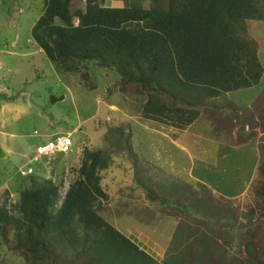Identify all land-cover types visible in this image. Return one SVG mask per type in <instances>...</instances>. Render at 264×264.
I'll return each mask as SVG.
<instances>
[{"label": "rangeland", "instance_id": "374dc122", "mask_svg": "<svg viewBox=\"0 0 264 264\" xmlns=\"http://www.w3.org/2000/svg\"><path fill=\"white\" fill-rule=\"evenodd\" d=\"M42 11V0H0V103L20 108L0 116V206L49 180L64 195L85 155L100 150L110 160L100 211L128 238L136 229L153 247L164 245L158 264H264V22L247 23L263 67L259 84L208 101L199 129L186 135L142 119L114 71L88 62L84 79V67L64 74L49 62L30 37ZM73 129L65 168L62 154L47 165L33 160L39 143ZM54 165L56 176L48 173ZM29 168L34 174L24 176Z\"/></svg>", "mask_w": 264, "mask_h": 264}, {"label": "trees", "instance_id": "16d2710c", "mask_svg": "<svg viewBox=\"0 0 264 264\" xmlns=\"http://www.w3.org/2000/svg\"><path fill=\"white\" fill-rule=\"evenodd\" d=\"M83 1L81 9L72 0H42L32 42L64 74L84 67L87 79L88 62L114 71L144 120L198 130L208 101L262 78L247 23L264 22V0ZM109 166L102 151H89L62 199L49 180L20 191L13 205L4 202L0 264H7L2 254L21 264H158L100 211Z\"/></svg>", "mask_w": 264, "mask_h": 264}, {"label": "crops", "instance_id": "0c3cea01", "mask_svg": "<svg viewBox=\"0 0 264 264\" xmlns=\"http://www.w3.org/2000/svg\"><path fill=\"white\" fill-rule=\"evenodd\" d=\"M111 1V6L112 7H122L123 5H124V3H125V1L124 0H110ZM130 1H132V0H130ZM121 5V6H120ZM33 68V67H32ZM30 69H31V67H30ZM27 78V77H26ZM36 79V78H35ZM6 104H10V105H6ZM5 112H7V113H11V114H13V115H15V116H17V115H19V112H20V108H19V106H15V105H13L12 103H11V100H7L5 103H3V102H1L0 103V116H5L4 115V113ZM7 119L8 118H6L5 117V120L7 121ZM190 127H188L187 129H189ZM171 129H173L172 127H171ZM187 129L186 130H179L180 132H182V133H185L186 135H189V133H187V132H189V131H187ZM175 130V129H174ZM74 132H76V129H73L71 132H67L66 134H72V133H74ZM11 136H13V135H11ZM56 136V135H55ZM52 137H54V136H52ZM51 137V138H52ZM51 138H49V139H51ZM49 139H47V140H45V141H43V142H41V143H39L36 147H38V146H40V145H42V144H44V143H46ZM187 141H188V139H187ZM178 143V142H177ZM188 143V142H187ZM174 144L176 145V146H178L179 147V143L178 144H176V142H174ZM36 149V148H35ZM181 149V151H184V152H186V150L183 148V147H181L180 148ZM58 155H60V154H57L56 156H58ZM64 157V159H63V161H65L66 160V158H67V155L65 156V155H63ZM66 157V158H65ZM189 157V156H188ZM36 159V157H35V155H34V158H33V160H35ZM39 161L41 162V163H44L45 165H47L48 163L47 162H45V159L44 158H42V159H39ZM174 162H176V159L174 158ZM52 163V162H51ZM50 163V165H52ZM68 163L65 161V163L63 164V167L65 168V166L67 165ZM53 167V168H52ZM50 166L49 167V170H48V173L49 174H51V175H53V176H56L55 175V173H59L60 172V170H59V167H61V166H59L58 168H57V166L56 165H54V166ZM48 168V167H47ZM29 169H31V168H29ZM34 174V173H33ZM60 175L62 176L63 175V173H60ZM53 182H55V180H53ZM238 196H240V195H236V196H233V195H230V194H225L224 195V197L226 198V199H234V198H237ZM173 224V223H172ZM138 233H141L140 231L138 232L136 229H135V231L133 232L132 230H131V235H130V239L140 248V249H142V250H144V249H146L147 247H148V250H149V254L154 258V260H156L157 261V263H161L162 261H161V259H162V252L160 251V250H162V249H164V245H162V244H160V243H158V244H156L157 246H155V247H153L152 245H151V240H149V238L146 236V237H144V236H140ZM147 238V239H146ZM147 242V244H145ZM149 244V245H148ZM154 244V243H153ZM151 250V251H150ZM144 251H146V250H144Z\"/></svg>", "mask_w": 264, "mask_h": 264}, {"label": "built area", "instance_id": "2783aa9c", "mask_svg": "<svg viewBox=\"0 0 264 264\" xmlns=\"http://www.w3.org/2000/svg\"><path fill=\"white\" fill-rule=\"evenodd\" d=\"M72 152V141L70 134L56 135L46 143L36 147L35 160L44 158L47 163L50 158L56 154L67 155ZM24 176L31 174V169H27L26 172H21Z\"/></svg>", "mask_w": 264, "mask_h": 264}, {"label": "clouds", "instance_id": "9594fccd", "mask_svg": "<svg viewBox=\"0 0 264 264\" xmlns=\"http://www.w3.org/2000/svg\"><path fill=\"white\" fill-rule=\"evenodd\" d=\"M74 24L75 25H77V21L76 20H74ZM72 145H73V143H72ZM66 156V155H65ZM60 187H59V190H58V194H59V196H60V199H62L63 197H64V195H61L60 193ZM65 194V193H64ZM58 204H60V201L58 202ZM145 252V251H144Z\"/></svg>", "mask_w": 264, "mask_h": 264}]
</instances>
